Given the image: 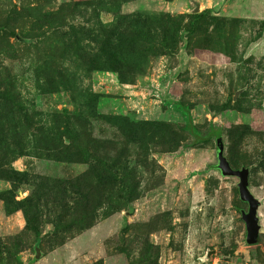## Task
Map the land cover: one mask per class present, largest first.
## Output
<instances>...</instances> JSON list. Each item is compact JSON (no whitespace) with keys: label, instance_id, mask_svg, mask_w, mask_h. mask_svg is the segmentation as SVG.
Masks as SVG:
<instances>
[{"label":"rangeland","instance_id":"1","mask_svg":"<svg viewBox=\"0 0 264 264\" xmlns=\"http://www.w3.org/2000/svg\"><path fill=\"white\" fill-rule=\"evenodd\" d=\"M0 264H264V0H0Z\"/></svg>","mask_w":264,"mask_h":264},{"label":"water","instance_id":"2","mask_svg":"<svg viewBox=\"0 0 264 264\" xmlns=\"http://www.w3.org/2000/svg\"><path fill=\"white\" fill-rule=\"evenodd\" d=\"M217 144L219 146L217 158L220 171L224 175H232L239 178L238 188L240 197L249 205L248 211L242 213L243 220L246 224V240L249 244H255L259 239L262 228L258 215V209L261 205V202L254 196L249 188V170L247 168L234 169L222 153L224 147L223 141L218 139Z\"/></svg>","mask_w":264,"mask_h":264},{"label":"trees","instance_id":"3","mask_svg":"<svg viewBox=\"0 0 264 264\" xmlns=\"http://www.w3.org/2000/svg\"><path fill=\"white\" fill-rule=\"evenodd\" d=\"M176 104H177V105L183 110V112H184L185 115H186L187 128L190 129L192 132H195V134H199V133L197 132V130H196L194 124H193L192 116H191V114H190V108H189L187 105H185V104H183L182 102H179V101H176ZM213 130H214L215 133H217V135L219 136L218 139H221V140H222V138L220 137V134H221L220 129H219V128H214V127H213ZM218 139H217V141H218ZM222 141H223V140H222ZM217 146H218V144H217ZM218 148H219V146H218Z\"/></svg>","mask_w":264,"mask_h":264}]
</instances>
